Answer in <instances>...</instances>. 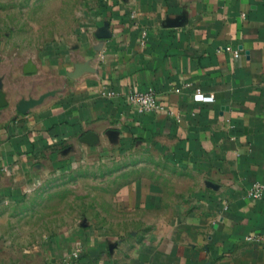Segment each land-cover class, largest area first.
Returning a JSON list of instances; mask_svg holds the SVG:
<instances>
[{"label":"crops","instance_id":"0c3cea01","mask_svg":"<svg viewBox=\"0 0 264 264\" xmlns=\"http://www.w3.org/2000/svg\"><path fill=\"white\" fill-rule=\"evenodd\" d=\"M111 13L109 36L73 53L90 70L39 91L2 77L0 191L18 193L30 156L62 143L89 152L149 142L166 147L171 168L132 209L141 228L55 237L51 264H264V244L244 240L264 235V196H248L264 183V0H121ZM136 90L165 108L138 112ZM88 132L94 145L82 141Z\"/></svg>","mask_w":264,"mask_h":264},{"label":"rangeland","instance_id":"374dc122","mask_svg":"<svg viewBox=\"0 0 264 264\" xmlns=\"http://www.w3.org/2000/svg\"><path fill=\"white\" fill-rule=\"evenodd\" d=\"M117 5L121 0H0V77L25 92L68 80L83 64L73 63L77 46L102 39L97 30ZM29 63L35 70L26 73ZM156 148L120 138L89 152L62 143L31 155L19 192L0 191V264H51L55 237L140 229L132 209L149 201L150 181L167 179L171 168L166 147Z\"/></svg>","mask_w":264,"mask_h":264},{"label":"built area","instance_id":"2783aa9c","mask_svg":"<svg viewBox=\"0 0 264 264\" xmlns=\"http://www.w3.org/2000/svg\"><path fill=\"white\" fill-rule=\"evenodd\" d=\"M227 49H230V47H227ZM235 55H238V53L235 52ZM198 92H201L200 89H198ZM108 94L111 95L112 93L108 92ZM203 100L212 101L213 97L203 96ZM128 102L140 113L157 112L165 108L164 104L159 101L156 94L152 90L133 91L128 96ZM248 196L255 200L262 199L264 196V183H253L248 192ZM244 240L249 243L264 244V235L248 234L244 237ZM75 256H77V254H75Z\"/></svg>","mask_w":264,"mask_h":264},{"label":"water","instance_id":"95a60500","mask_svg":"<svg viewBox=\"0 0 264 264\" xmlns=\"http://www.w3.org/2000/svg\"><path fill=\"white\" fill-rule=\"evenodd\" d=\"M108 36H109L108 30L106 28H103L101 30V38L104 39V38H107ZM90 69L91 68L89 67L88 63L77 64L75 66V70L69 73V77L76 78L79 75H81L82 72L86 70H90ZM34 70L35 68L32 63L27 64L26 69H25L26 73H31ZM2 89H3V78L0 77V107H3L7 104L6 95ZM47 95L48 93H45L37 99L31 98V99L20 101L18 105V110L25 113L30 106H34L40 103L44 99V97ZM109 134L113 137H116L118 135V131L110 130ZM82 141H85L90 145H94L98 141V139L94 132H88L87 134L84 135V137L82 138Z\"/></svg>","mask_w":264,"mask_h":264}]
</instances>
